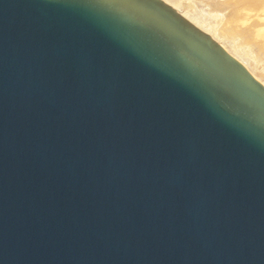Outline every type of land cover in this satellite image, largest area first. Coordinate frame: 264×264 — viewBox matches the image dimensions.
Wrapping results in <instances>:
<instances>
[{
	"label": "water",
	"instance_id": "1",
	"mask_svg": "<svg viewBox=\"0 0 264 264\" xmlns=\"http://www.w3.org/2000/svg\"><path fill=\"white\" fill-rule=\"evenodd\" d=\"M0 264H264V86L165 0H0Z\"/></svg>",
	"mask_w": 264,
	"mask_h": 264
},
{
	"label": "rangeland",
	"instance_id": "2",
	"mask_svg": "<svg viewBox=\"0 0 264 264\" xmlns=\"http://www.w3.org/2000/svg\"><path fill=\"white\" fill-rule=\"evenodd\" d=\"M174 1L177 3L180 2L181 4H190L194 10L196 9V5L202 3L200 4V7L203 8L204 11L206 10V14L212 11L209 13L210 22L212 23H210V27L207 28V31L205 32H202L200 29L192 25L175 10L176 14L180 19L186 22V24L194 28L195 31L209 38L212 43L225 51L228 55L230 54L226 51V48H224L223 45H230L235 53L240 54L242 57L252 62L254 68H259H256L257 70H260L262 73L264 72V0ZM168 7L174 10L170 6ZM211 33L214 34V36L215 34L218 35L217 38H221V41L224 44L216 42L211 36H209ZM230 57L236 60L233 56L230 55ZM236 61L240 63L238 60ZM240 64L242 65V63ZM254 79L257 81L256 78Z\"/></svg>",
	"mask_w": 264,
	"mask_h": 264
},
{
	"label": "bare ground",
	"instance_id": "3",
	"mask_svg": "<svg viewBox=\"0 0 264 264\" xmlns=\"http://www.w3.org/2000/svg\"><path fill=\"white\" fill-rule=\"evenodd\" d=\"M165 1L168 4V6H170L174 10L178 11L180 13V15L184 17V19H186L192 25H194L195 27L200 29L202 32L207 31V28L210 27V23H212V22H210L209 13L212 11H210L208 14H206L207 13L206 10L204 11L203 8L200 7L201 6L200 4H202V3H200L199 5H196V9L194 10L192 5H190V4H185V3L181 4L180 2L177 3L174 0H165ZM178 1H180V0H178ZM181 1H183V0H181ZM202 7H204V6H202ZM209 31H211V30H209ZM207 33H209V32H207ZM209 36H211L216 42H218V43L221 42V44L223 43L221 41V38H217L218 35L215 34V36H214V34L211 33V34H209ZM225 46L223 45V47L226 48V51L231 56L236 58V60H238L240 63H242V66L244 65V67L250 72V74H252V76H254V78H256L257 81H259V83H261L264 86V72L262 73L260 70H257L256 68H258V67L254 68V65L252 62H250L248 59H245L240 54L235 53V51L231 48L230 45L226 46V47Z\"/></svg>",
	"mask_w": 264,
	"mask_h": 264
}]
</instances>
